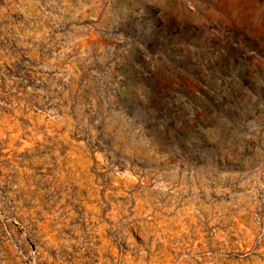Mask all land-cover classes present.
<instances>
[{"label": "rangeland", "instance_id": "rangeland-1", "mask_svg": "<svg viewBox=\"0 0 264 264\" xmlns=\"http://www.w3.org/2000/svg\"><path fill=\"white\" fill-rule=\"evenodd\" d=\"M0 264H264V0H0Z\"/></svg>", "mask_w": 264, "mask_h": 264}]
</instances>
